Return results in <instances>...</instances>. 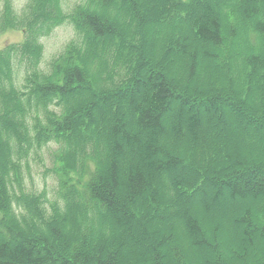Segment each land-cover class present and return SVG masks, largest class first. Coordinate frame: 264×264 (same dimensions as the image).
<instances>
[{
	"label": "trees",
	"instance_id": "obj_1",
	"mask_svg": "<svg viewBox=\"0 0 264 264\" xmlns=\"http://www.w3.org/2000/svg\"><path fill=\"white\" fill-rule=\"evenodd\" d=\"M125 2L131 5L133 18L137 20L132 19L129 25L115 28L103 14L106 9L120 7ZM231 2L232 7L227 4L228 0H174L172 9L167 8L164 15L170 17L174 13L173 22L188 26L182 36L179 35L181 29L176 26L175 34L179 36L171 38L170 47L163 51L164 60L173 50L186 59L188 79L182 86L167 78L163 63H158L162 73L147 67L149 83L136 80L142 67L141 60L151 49V44L144 42L148 38L147 32L158 27L154 10L142 9L138 0H82L70 12L63 10L61 0H26L19 14L13 0H0V32L21 29L24 33L23 43L0 51V121L5 124L0 133L5 142H0V264H123L119 252H109L108 244L112 242L122 247L128 238L138 237L135 232L138 227L139 233L146 235L147 224L140 225L141 219L135 217L139 211H132L134 206L137 210L143 205L150 208L147 223L154 221L156 211H166L163 208L166 203L157 197L160 192L150 194L160 174L174 180L172 186L175 188L170 189L173 197L183 195L182 212L172 220L168 217L167 223L178 222L192 247L208 245L200 221L192 213L193 202L184 196L189 190L188 184H181L177 179L181 177V169H185L182 172L188 178H192L195 170L184 168L182 160L161 148L157 140L169 135L176 142L189 138L194 143L206 129L212 134L217 130L218 136L222 133L228 136L223 128H218L217 117L213 115L219 105L225 104L220 98L225 92L234 96L238 106L248 104L249 90L251 94L257 92L259 101L246 107L245 119L241 121L247 126H250V120L264 124V73L261 75L264 71V0ZM222 7L227 9L225 15L220 12ZM181 14L184 19L179 18ZM137 22L138 30L132 32ZM237 23L241 25L238 27ZM65 24L73 29L71 40L58 55L40 67L41 39L55 27ZM240 38L244 45L241 78L227 80L224 88L221 82L210 81L205 85L203 95L196 93L193 86L199 75H203L204 68L207 66L212 72H218L225 64L224 55L230 59L235 56L233 43ZM124 54H128L127 57ZM96 59L99 66L92 77L86 70L87 63L92 65ZM201 62H205L204 67ZM116 71L120 74L118 77ZM254 76L262 77L260 84ZM132 84L130 114L133 129L128 127L117 109V97ZM98 86L102 87V92ZM175 89H181L195 100L199 97V100L193 105L182 102L183 108L188 109L175 115L167 132L164 120ZM94 90L100 95H95ZM77 93L89 94L92 101L80 102L74 107L71 98ZM98 100L103 104L113 103L107 137L110 159L105 166L95 152L93 140L84 141L78 148L70 144V140L79 134V119L92 118ZM200 109L212 113L210 122L213 124L202 121ZM220 140L221 146L227 142ZM9 144L12 145L9 147ZM48 144L56 146L51 152V172L56 181L57 198L45 203L44 192L37 194L23 190L22 170L30 152L39 151ZM224 158L226 162L232 161L231 172L211 171L209 190L199 208L207 213L214 208L221 210L226 199L231 204L237 200H251L235 219L241 225L245 257L247 248L255 246L257 235L264 234V228L256 222L258 217L264 226V211L258 216L256 209L253 211V203L261 200L264 204V174L254 173L251 177L235 179L237 170L245 166L244 159L237 153ZM202 180L198 182L199 186ZM77 210L83 217L77 223L75 221L74 237L65 234L63 228L70 217L75 219ZM160 217L165 220L164 216ZM95 225L101 237L98 242ZM163 231L159 230L157 243L151 245L155 263L188 264L178 247L171 250L175 262L170 259L166 262L160 255L163 245L176 240L173 225ZM214 231L212 236L216 241L217 229ZM111 232V240L107 241ZM214 264L224 262L215 261Z\"/></svg>",
	"mask_w": 264,
	"mask_h": 264
},
{
	"label": "rangeland",
	"instance_id": "obj_2",
	"mask_svg": "<svg viewBox=\"0 0 264 264\" xmlns=\"http://www.w3.org/2000/svg\"><path fill=\"white\" fill-rule=\"evenodd\" d=\"M13 1L15 4V11L17 14H19L26 0ZM138 1V5L141 4L142 9L145 8V10L147 11L154 10L155 14L157 15L158 27L152 28L150 31H148V38H144V42L151 44V49L144 54V57L141 60L140 65L142 67L140 69V75H138L140 78L137 76L136 80L139 79L143 82H147V67L152 68L153 72L155 73H162L163 71L161 72L159 70L158 63H163V66L166 70V73H164L166 74L167 78L181 84L182 86L185 85L188 79V64L186 59L182 58L178 54V52L174 50L170 52L169 58L167 60H164L163 54L164 49L170 47V39L174 37L176 38L178 35L175 34L174 28L178 26L181 29L179 31V35H181L187 31L188 27L186 23V25H183L177 23V21L173 22L174 13L170 15V17L164 15L168 12L167 8L170 7V10L172 9V3L174 2V0ZM228 2L229 3L227 4L231 5L230 7H232L231 0H228ZM78 3L81 4L82 0H61V5L63 6V10L65 12H70L71 9L75 5L77 6ZM48 10L50 9L48 8ZM226 10V8L222 7L220 12L225 15ZM103 16L107 17L108 20L111 21L112 25L115 24V28H118L122 25H129L132 19L135 21L137 20L133 18L131 5L126 2L123 3V5H121L120 7H116L114 9H106ZM179 18L184 19L185 17L183 18V14H181ZM238 23L237 25L239 27L241 24ZM135 27V29L131 30L132 32L138 30V22ZM72 33V27L65 24L55 27L46 38H43L41 40V44L43 46L41 67H44L48 61H50L54 56L58 55L67 41L69 39L71 40L73 36ZM21 40V30H8L6 32H0V49L5 45L17 43ZM262 40V44L264 46V38H262ZM134 45L138 46V44L136 43ZM232 49H234L235 56L232 59L228 57V59L224 55L225 64L222 65V68L218 72H212L211 69L207 68V66L204 68L203 75H199L196 84H194L193 86L194 89L197 90L196 93L199 92V94L203 95L205 93L204 87L210 81H219L224 88L226 86L227 80L235 79L237 81L241 78V66L243 62L241 52L244 49L242 38L235 40ZM113 50L114 49L110 51V54L113 53ZM127 55L128 54H124L125 57H127ZM100 60L101 57L99 56V61ZM204 63L205 62H201L200 64H203L202 66L204 67ZM227 64L229 65L227 66ZM98 66L99 62L97 61V59L94 60L92 65H88L87 63L86 70L88 69L87 72H89L90 76L93 77L94 72L97 70ZM109 69L110 68H108V70ZM262 73H264V71L261 72V75ZM117 75L120 74L116 71V77H118ZM257 77L255 78L254 76V79L257 83L260 84L262 77ZM104 86L105 85L103 84L102 87L105 88ZM102 87H97L100 89V92H102ZM132 89L133 84L129 86L125 92H122L119 97H117V109L119 108V113L123 115L125 121L128 124V127L131 129H133V127L131 126L132 118L130 114V110L132 107L130 106V99L132 97L130 91H132ZM94 91L95 95L99 94L96 90ZM173 94V97L169 101L170 107L168 113H166V119L164 120L167 132L170 131V126H172L171 124L174 122L175 115L181 112V110L185 111L186 109H188L186 107L183 108L182 102H187L189 103V105H193L196 104L199 100V97L197 95L195 97H198V100H195V98H191L189 95L183 93L181 89L173 90ZM258 95L259 94L257 92L251 94V91L249 90V102L244 106H238L234 96L228 95L226 92L220 96V98L225 101V104L219 105L217 110L219 113L216 111V113H214L213 115L214 117H217L216 123L218 128H223L226 131V134H228V136L226 137L223 133L220 134L221 136L216 135L219 133L217 132V130L214 131V134L216 132V134L214 135L211 132L209 133L208 129H206L204 135L194 143L189 140V138H182V140H177L178 142H176L175 140H172L169 135H167V137L165 138H159L157 140V143L161 148L167 150L173 155H177L179 159L182 160V166L184 168L192 167L195 170V174L192 176V178H188L186 177V175H183L185 169H181V177L177 179H180L181 184H188L186 186H188L187 188H189V190L185 192L184 196L193 202L192 213L199 219L200 224L205 232V240L207 241L208 245L195 248L192 247L190 244V239L186 235V232L182 230L178 222H174L173 224L167 223L166 219L168 217L170 218V220H172L173 218H176L180 214V212H182L184 208L182 202L183 195L179 198L173 197L174 193H172L171 190L175 188V186H172L174 184V180L164 174H160L156 177L154 181L155 186L153 187L150 194L157 193L158 191L160 192V195H158L157 197L158 199L160 198V201H164L166 203V205L163 206L166 211H160L161 213H157L156 211L153 216V218H155L154 221L147 223L150 219L148 215V213L151 212L150 208L147 209L144 207L145 205H143L138 207L137 210L136 206H134L132 208V211L134 213L139 211L135 217H139V219H141L140 225L147 224L148 232L146 233V235L140 234V229L138 227V229H135V232H137L136 234L138 235V237L136 238L137 240L135 238H128V241L122 247H118L116 243L114 244L111 242L110 244H108L109 252H119V259H122V261L124 260L123 264H156L154 258L152 257L153 252L151 250V245H155L157 243L159 238V230L164 232L163 230L168 229L170 225H173L176 230L175 242H167L159 251L160 255L164 256L166 262H168L169 259L175 262V258L173 257L171 250L178 247L183 255V258H185V261L188 264H203V260L210 262V264H214L215 261H223L224 264H264V234H260L262 236L257 235V240L254 244L255 246L248 247L247 254L245 257H243L242 253L243 249H246V245L241 241V225L235 222V219H237L239 214H241L242 208L246 204L251 203L250 199L237 200L236 202H232V204L229 203V201L226 199L224 200V205L221 206V210H216L217 208H214L207 213L199 208L204 194H206L209 190L208 179L210 178L211 171L216 170L221 172L222 174L231 172L233 164L232 161H225L224 157L226 155L237 153L245 161V166L237 170V175L234 177L235 179L236 177L240 176L251 177V175H254V173L258 174L263 172L264 174V124L262 122H253V120H250L251 124L250 126H247L244 125L243 121H241V119H245L246 107L255 105L259 101ZM174 96H179V98H176ZM209 98L210 100H215L213 97ZM90 101L92 100L89 94L77 93V95H74L71 98V105L73 104L74 107H77L80 102L87 103ZM95 104L96 110L94 111L92 118L86 117L87 119H79V126H81L78 131L79 134L72 138L73 141L70 140V144H73L75 148H78L81 144H84V141L93 140V142L91 143L95 145V152L98 154L102 166H105L108 164V161L110 159V146L107 142V137L112 123V115L110 114H112L113 112V103L103 104L100 102V100H98L95 102ZM255 112L258 111L256 110ZM198 113L200 114L202 121L205 123H209L210 118L213 116L210 111L206 112L205 110L201 109ZM0 123L1 133L2 126H5V124L3 121H0ZM90 123H93L95 126H92ZM220 139L226 140L227 142L223 144V146H221L220 143L222 142V140ZM0 142L2 144L5 143L2 136H0ZM11 145L12 144H9V147ZM86 145H84L83 149ZM54 147L55 145L48 144L46 147L40 149L35 153L31 152L28 156V163L23 169L22 183L24 186V190L27 192H37L42 194L44 192L43 195L45 196V203L53 201L57 198V196H55L57 192L56 181L51 172V152L53 151ZM1 157L2 156H0V158ZM207 158L208 161L206 162ZM128 160L129 159H126V162H128ZM1 163L2 162L0 159V166ZM201 179H203L202 185L199 186L198 182ZM196 185H198V188H196ZM176 194L177 196H179L178 189L176 191ZM260 201L257 203H253V211L254 209H256L255 213L257 214V216L259 214H262V211H264V204L260 203ZM258 204L263 205L260 206V208H256V205ZM82 215L83 214L81 213V211L77 210L75 219H73V217H70V220L65 224L63 228V232L75 237V232H73L72 228L74 229L75 221L76 223L80 221L79 218L83 217ZM160 216H164L165 220L161 219ZM72 219L74 220V222ZM256 222H258L257 225L261 229L264 228L263 223H261L258 217L256 218ZM95 227L96 228L94 229L97 231L98 226L95 225ZM214 228L217 229L216 234L218 235V239H216V241L212 236L213 232H215ZM112 230L114 232V228ZM116 233L117 230L115 229V235ZM111 235L112 232L110 233L109 240L107 241L111 240ZM141 236L143 238H141ZM100 238V234L97 231L95 234V239L97 240V242L100 240Z\"/></svg>",
	"mask_w": 264,
	"mask_h": 264
},
{
	"label": "bare ground",
	"instance_id": "obj_3",
	"mask_svg": "<svg viewBox=\"0 0 264 264\" xmlns=\"http://www.w3.org/2000/svg\"><path fill=\"white\" fill-rule=\"evenodd\" d=\"M128 77V76H127ZM97 91V90H96ZM104 145V144H103ZM85 154V153H84ZM83 158V157H82ZM95 161V160H94ZM95 165V164H94ZM81 172V171H80Z\"/></svg>",
	"mask_w": 264,
	"mask_h": 264
}]
</instances>
